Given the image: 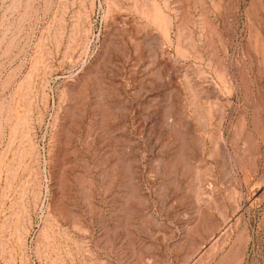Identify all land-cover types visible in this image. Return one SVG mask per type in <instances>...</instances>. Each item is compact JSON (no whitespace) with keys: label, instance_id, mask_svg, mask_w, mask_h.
Listing matches in <instances>:
<instances>
[{"label":"rangeland","instance_id":"obj_1","mask_svg":"<svg viewBox=\"0 0 264 264\" xmlns=\"http://www.w3.org/2000/svg\"><path fill=\"white\" fill-rule=\"evenodd\" d=\"M0 264H264V0H0Z\"/></svg>","mask_w":264,"mask_h":264}]
</instances>
